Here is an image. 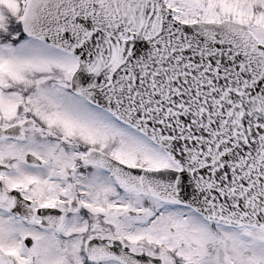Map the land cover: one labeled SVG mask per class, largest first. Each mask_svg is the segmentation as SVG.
I'll use <instances>...</instances> for the list:
<instances>
[{
    "label": "snow or ice",
    "instance_id": "snow-or-ice-1",
    "mask_svg": "<svg viewBox=\"0 0 264 264\" xmlns=\"http://www.w3.org/2000/svg\"><path fill=\"white\" fill-rule=\"evenodd\" d=\"M0 264H264V0H0Z\"/></svg>",
    "mask_w": 264,
    "mask_h": 264
}]
</instances>
